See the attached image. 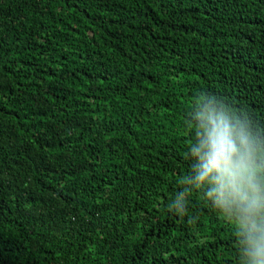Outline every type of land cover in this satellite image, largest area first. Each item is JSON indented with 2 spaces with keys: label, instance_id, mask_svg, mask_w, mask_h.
Returning a JSON list of instances; mask_svg holds the SVG:
<instances>
[{
  "label": "trees",
  "instance_id": "16d2710c",
  "mask_svg": "<svg viewBox=\"0 0 264 264\" xmlns=\"http://www.w3.org/2000/svg\"><path fill=\"white\" fill-rule=\"evenodd\" d=\"M209 106L264 148V0H0V264H239Z\"/></svg>",
  "mask_w": 264,
  "mask_h": 264
},
{
  "label": "clouds",
  "instance_id": "9594fccd",
  "mask_svg": "<svg viewBox=\"0 0 264 264\" xmlns=\"http://www.w3.org/2000/svg\"><path fill=\"white\" fill-rule=\"evenodd\" d=\"M195 121L190 145L194 164L182 182L202 189L211 205L233 223L239 264H264V148L210 106L195 113ZM187 194L177 193L170 210L185 213Z\"/></svg>",
  "mask_w": 264,
  "mask_h": 264
},
{
  "label": "bare ground",
  "instance_id": "6f19581e",
  "mask_svg": "<svg viewBox=\"0 0 264 264\" xmlns=\"http://www.w3.org/2000/svg\"><path fill=\"white\" fill-rule=\"evenodd\" d=\"M110 180V179H109Z\"/></svg>",
  "mask_w": 264,
  "mask_h": 264
}]
</instances>
